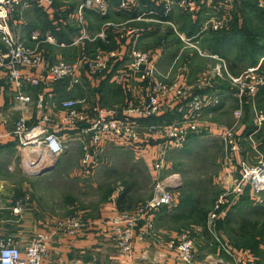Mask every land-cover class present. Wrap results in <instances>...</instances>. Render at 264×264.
Returning a JSON list of instances; mask_svg holds the SVG:
<instances>
[{
  "label": "crops",
  "instance_id": "crops-1",
  "mask_svg": "<svg viewBox=\"0 0 264 264\" xmlns=\"http://www.w3.org/2000/svg\"><path fill=\"white\" fill-rule=\"evenodd\" d=\"M118 1L111 0V10L106 18L90 11L85 14L86 32L91 38H95L93 41L83 40L72 45L76 39H79L82 30L75 16L78 0H55L48 14L36 8L25 9L21 15L15 17L12 28L21 41L31 49L37 45L31 39V33L34 30L50 35L52 41L40 44H42L43 50H41L45 59L51 64L59 61L73 64L85 53L93 55L102 51H116L125 55L132 46L150 51L163 76L161 79L164 83L169 86L184 84L194 93L202 92L222 96L223 103L213 111L214 120L209 122L213 133L219 134L216 127L224 126L223 118L230 116L233 118L234 105L238 103L233 96V87L228 79L207 80V72L216 65L217 61L212 57L202 56L194 47H186L182 38L197 37L194 42L199 50L207 55L223 57L233 75H238L248 67L258 65H261L264 73V54L254 53L253 49L246 52V47H253V43L259 42L258 36L264 39L262 36L264 33V13L262 12L264 11L242 9L237 13L233 12L235 10L233 9L231 15L235 16L234 26L230 27V32L225 33V36L215 37V39L212 35L217 31H203V25L208 16L224 12L225 0H196L200 10L195 14L178 9L166 12L163 4L156 0H137L138 4L134 9L120 11ZM234 4V0H231L230 6L233 7ZM237 4H240L239 1ZM141 14H145L147 18L137 21L135 18ZM106 22L111 25L106 27V37L100 38L98 35L103 31ZM250 31H255L257 37L252 40L250 36L249 43L247 33ZM233 34L234 38L230 40ZM0 46H3L1 40ZM227 53L237 55V65L230 61L229 56H226ZM125 61L126 57L120 61H113L109 71L102 78L83 67L80 71L82 80L80 85L71 86L69 80H63L45 89L28 87L26 94L32 98V103L25 111L16 105L14 86L9 82H3L0 90V134L12 131L21 117H24L30 126L36 124L39 115L37 102L40 93L45 95L44 111L50 117L48 127L57 131L56 125L62 113L61 103L63 101L83 100L80 108L85 111L100 107L108 111L121 112L119 107L123 103L126 109L138 106L146 93L140 80L135 76H128L126 80L120 82L115 79L116 75L124 71ZM180 107L176 94L174 92L168 94L163 99L161 120L172 121L177 117ZM252 114L254 118L253 108ZM64 134V131L59 132V135L66 139V152L51 171L38 176L23 169L24 152L16 140L9 138L0 143V236L13 237L17 245L22 248L39 233L52 234L49 242V255L42 264H175L176 254L169 251L166 245L179 231L181 234L188 231L183 228L178 229L181 221L182 226L190 224V221H186L187 219L184 221L185 218L178 221L173 219V212L179 208L183 210L185 207V201L181 199L179 189L176 191L175 206L159 209L155 213L154 237H149L145 243H137L135 256L133 259L130 257L131 260L121 255L115 240L110 236L104 224L106 220L119 212L134 210V206L119 205L116 195L102 202L103 204L100 203L99 208H93V220H85L87 224L76 237H68L64 234L60 228V222L69 217L80 216L77 212L80 209L75 202L77 198L74 196V188H79L81 184L80 182L77 184L76 181L95 177L99 168L94 170L92 176H84L81 172L83 156L81 144L75 140V133ZM263 135L264 127L261 136ZM141 143L144 146L145 155L136 156L128 149L133 153L130 157L133 161L141 163L151 175L150 159L157 146L154 141L146 138L145 134L141 137ZM105 147L106 156L102 167L110 165L112 161L110 159L114 156L109 153L115 147L122 146L110 140ZM240 156L242 157L240 154L238 159ZM54 173L58 174L61 179L59 188H64L61 191L64 193L65 189H68L67 193H64L65 199L64 196L61 198L67 203H63V206L56 203L55 197L51 196L49 192L51 187L42 183H46L47 179L50 180L51 174ZM72 184L74 188H71ZM34 194L37 200L34 199ZM152 196L153 191L147 200ZM68 198L71 202H68ZM18 202L24 203V207L21 213L16 214L14 208ZM38 203H40V209ZM53 209L55 212H48ZM197 260L199 262L203 259Z\"/></svg>",
  "mask_w": 264,
  "mask_h": 264
},
{
  "label": "built area",
  "instance_id": "built-area-1",
  "mask_svg": "<svg viewBox=\"0 0 264 264\" xmlns=\"http://www.w3.org/2000/svg\"><path fill=\"white\" fill-rule=\"evenodd\" d=\"M163 4L166 12L178 9L182 12L198 13L200 6L196 0H156ZM118 9L129 11L137 7V0H119ZM111 0H78L76 19L81 25V36L72 45L79 41L91 38L85 28L84 17L90 11L106 18L111 10ZM230 0H225L223 13L208 16L203 25L204 30L221 31L228 27L231 21ZM55 4V0H0V90L3 82L14 86V100L16 105L25 111L32 103V98L26 94L28 87H50L54 83L69 80L71 86L82 83L80 71L86 67L92 74L104 76L109 71L113 61H120L126 57L124 71L115 76L116 81H124L128 76L137 77L145 87V98L133 108L126 107L121 111H108L104 108H92V111L81 109L83 101L67 100L61 103L62 113L57 130L48 127L50 117L44 111L45 95H38L39 115L35 125L30 126L24 117H21L14 129L0 134V143L9 138L16 140L24 152L22 167L26 172L34 174L45 166L57 163L64 153L66 139L59 135L64 131L75 133L76 141L83 146L81 172L83 175H93L95 169L103 164L106 144L113 140L122 147L131 150L136 156L145 155L141 143L143 134L156 143V151L150 159L151 175L154 191L152 198L143 206L132 210L119 212L105 221L108 233L116 242L122 255L132 257L137 243H145L149 237L155 235V213L162 208L175 206L176 191L179 188V179L175 174L165 176L169 170L168 154L175 149L183 148L195 135L207 130L213 133L212 125L214 110L223 103L220 94L194 93L184 84L169 86L162 81V74L157 67L153 54L132 46L127 53L116 51H102L93 55L84 54L73 64L59 61L51 64L40 51V43L52 41L50 35L40 30L31 33V39L37 43L33 49L25 45L14 32L12 24L15 17L23 10L36 8L48 14ZM258 7L264 11V0L258 1ZM145 14L137 16V21H143ZM106 22L103 31L98 35L106 37ZM197 37H183L186 47L196 48L202 56L212 57L216 65L207 72V80L228 79L231 82L233 96L238 102L235 119L242 118L245 100L253 105L254 130L247 136L252 143L254 137L264 125V110L256 106V98L264 87V73L261 65L248 67L242 73L233 75L227 61L219 55H207L199 50L194 40ZM64 46V44H62ZM174 92L180 101L178 115L172 121L161 120L163 99ZM122 114L121 117L118 115ZM225 141L224 159L229 169L225 168L226 178H232L225 192L218 198L211 210L206 227L209 230L227 208L233 206L246 193L256 202L264 194V153L252 145V151L257 154V163L251 164L241 154L240 132L236 126H217ZM56 131V132H55ZM239 133V134H238ZM64 134V135H65ZM214 134V133H213ZM236 163V164H235ZM235 169L237 174L235 176ZM233 177H235L233 181ZM225 178V179H226ZM226 185L225 181L223 182ZM26 205V203H25ZM24 203L18 202L14 208L16 214L21 213ZM87 223L80 216L71 217L60 222V228L68 237H76ZM215 234V233H213ZM215 237V235H214ZM52 234L39 233L31 238L22 248L17 245L11 236H0V264H42L49 255V242ZM216 253L206 256L198 262L195 242L191 234L186 231L177 237L171 238L166 245L169 251L175 252L176 259L182 264H257L256 260L245 250H236L215 237Z\"/></svg>",
  "mask_w": 264,
  "mask_h": 264
},
{
  "label": "rangeland",
  "instance_id": "rangeland-1",
  "mask_svg": "<svg viewBox=\"0 0 264 264\" xmlns=\"http://www.w3.org/2000/svg\"><path fill=\"white\" fill-rule=\"evenodd\" d=\"M237 1H239L240 4H237ZM234 3L233 7L230 6L231 10L235 9L233 12L236 11L238 13V11L242 9L258 10L256 7V4H258L257 0H234ZM234 24L235 16L229 22L226 29L219 32L217 31V33L214 34L215 36L212 35V33L211 35L214 38L223 37L225 33L230 31V27H233ZM29 29L30 27L28 30ZM247 36V42L249 43L251 41L250 36L252 40L257 37L255 31L248 32ZM262 36H264V33ZM258 41L257 44L264 45V39L259 36ZM39 49L42 52V44H40ZM252 49L253 47L248 46L246 47V52H250ZM205 51H207V53L209 52L206 49ZM208 54H210V52ZM259 54H264V52H260ZM226 56H229L228 58L230 61L237 65L236 61L238 57L235 53H227ZM104 76L98 77L102 78ZM256 105L258 108L264 110V90L259 93ZM120 107L119 109L123 110L125 108V103L120 105ZM243 107L241 119H235L233 114V118L232 116L223 118L222 124L225 127H237V131L241 132V134H238L241 139L242 157L249 161V163L256 164L257 154L253 152L252 149L250 150V147L256 145L258 151L264 153V135L263 137L261 136L263 128L254 137L255 143H252L247 136L250 133L249 130L251 132L254 130L252 114L253 105L251 102L245 100ZM238 108V103H235V111ZM118 116L121 117L122 114ZM211 120H214V118H211L210 121ZM78 142L81 143L79 140ZM81 147L83 152L82 144ZM66 150L67 145L64 153ZM224 150L225 141L223 137L204 130L193 135L191 140L183 148L169 152V170L166 171L165 176L175 174L178 177V189L181 193V199L183 198L185 201L183 210L179 208L173 212V219L178 221L185 218L184 221L186 219V221H190V224H186L187 226H182L181 223L183 222L181 221V223L178 224V229L183 228L188 230L189 233L191 232L197 249L198 259H204L207 255H215V237L218 236L226 245L236 250H245L250 253L257 264H264V194L260 195V200L256 202L249 198L250 193H246L241 199L235 202L233 206L224 210L212 230L206 227L208 216L216 201L222 193L225 192L227 185H230L232 182V178H226L225 175V168L229 169V165L225 163ZM64 153L59 158H61ZM105 154L104 157L106 156ZM109 154H113L114 156L110 159L112 160L110 161V165L106 167L100 166L97 169L95 177L85 178V180L82 181L75 180L77 184L80 182L81 185L79 188H74L73 184L71 186V188H74V196L77 198L75 202H77V207L80 209L77 210V212H79L83 221L93 220V208H99L100 203L108 201L113 195H116L118 199L120 197L124 198L123 205L134 206V210L143 206L152 198L147 200L151 192L154 191V183L150 172L149 170L147 171L141 163L131 159L130 155H133V153L124 147H115ZM56 165L57 163L55 166ZM237 171L238 170L235 169V176ZM50 178V180L47 179L46 183H42L47 187H51L49 188L51 196L55 197V201L57 200L56 203L63 206L62 204L66 202L61 200V198L64 196V193H67L68 189H65L66 191L64 193L61 191V189L64 188H59L61 179L58 174H51ZM234 179L235 177H233V181ZM224 181L226 185H224ZM63 198L65 199V196ZM70 198H68V202H71ZM34 199L37 200L35 194ZM29 201L30 200H28V202ZM38 204L40 209V203ZM48 212H55V209ZM179 234H181V231H179L176 236ZM134 256L135 254L131 259H133ZM128 259L131 260L130 257ZM175 260V264H178V260L176 258Z\"/></svg>",
  "mask_w": 264,
  "mask_h": 264
},
{
  "label": "trees",
  "instance_id": "trees-1",
  "mask_svg": "<svg viewBox=\"0 0 264 264\" xmlns=\"http://www.w3.org/2000/svg\"><path fill=\"white\" fill-rule=\"evenodd\" d=\"M257 2H258V1H257ZM256 7H257L258 10H260V11L262 10V9H260V8L258 7V4H256ZM262 11H263V10H262ZM262 11H261V12H262ZM263 13H264V12H262V14H263ZM229 32H230V31H229ZM229 32H227V33H229ZM225 35H226V34H225ZM225 35H224V36H225ZM232 37L234 38V34H233V35L231 36V38H229V39L232 40V39H233ZM225 38H226V37H225ZM252 45H253V50H252V51H253L254 53H257V54H258V53H260V52H264V45L254 44V43H253ZM251 200H252V199H251ZM253 201H254V200H253ZM123 203H124V198L120 197V198L118 199V204H119V205H123Z\"/></svg>",
  "mask_w": 264,
  "mask_h": 264
},
{
  "label": "water",
  "instance_id": "water-1",
  "mask_svg": "<svg viewBox=\"0 0 264 264\" xmlns=\"http://www.w3.org/2000/svg\"><path fill=\"white\" fill-rule=\"evenodd\" d=\"M53 168H54V165L45 166V167L41 168L38 172L34 173V176H38V175L44 174V173H46L48 171H51Z\"/></svg>",
  "mask_w": 264,
  "mask_h": 264
}]
</instances>
